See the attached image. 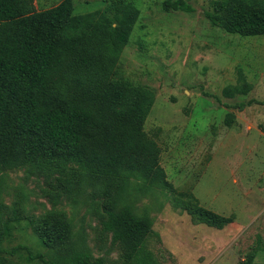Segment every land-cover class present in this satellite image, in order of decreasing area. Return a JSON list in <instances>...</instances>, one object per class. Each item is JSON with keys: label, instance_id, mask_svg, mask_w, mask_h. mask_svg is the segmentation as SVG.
I'll use <instances>...</instances> for the list:
<instances>
[{"label": "rangeland", "instance_id": "374dc122", "mask_svg": "<svg viewBox=\"0 0 264 264\" xmlns=\"http://www.w3.org/2000/svg\"><path fill=\"white\" fill-rule=\"evenodd\" d=\"M63 0H34L35 11ZM106 0H72L74 15L106 8ZM138 9L113 79L149 89L153 100L144 131L160 148L168 186L125 175L78 180L75 165L44 169L0 166V231L3 247L26 245L45 253L30 219L63 213L68 248L84 249L104 264H126L123 247L103 229L109 203L147 214L153 234L146 248L158 264H252L264 262V36L241 37L212 26L204 12L213 2L187 0L194 12H164L166 0H126ZM251 85L247 94L223 95L238 84V70ZM241 111L235 108L247 104ZM232 113L235 122L225 125ZM193 201L232 217L221 229L197 222L181 208ZM0 264H29L0 255Z\"/></svg>", "mask_w": 264, "mask_h": 264}, {"label": "trees", "instance_id": "16d2710c", "mask_svg": "<svg viewBox=\"0 0 264 264\" xmlns=\"http://www.w3.org/2000/svg\"><path fill=\"white\" fill-rule=\"evenodd\" d=\"M34 0H0V166L65 169L75 165L78 180L106 178L116 185L125 175L149 185L168 186L159 164L160 148L144 131L152 92L113 79L119 55L128 44L138 9L126 0H106V8L74 15L72 0L35 11ZM205 19L228 34L264 36V0L213 2ZM164 12L193 13L187 0H166ZM238 84L223 95L247 94L251 85L238 70ZM247 104L236 105L243 110ZM248 105V106H249ZM225 125L235 122L234 114ZM103 229L123 247L126 264H158L146 248L153 234L147 214L125 204L104 206ZM181 208L197 222L221 229L232 217L220 216L195 200ZM38 245L3 247L10 235L0 231V255L29 264H104L84 249L68 248L69 224L63 213L27 223ZM250 258L245 264H252ZM264 264V262L262 263Z\"/></svg>", "mask_w": 264, "mask_h": 264}, {"label": "bare ground", "instance_id": "6f19581e", "mask_svg": "<svg viewBox=\"0 0 264 264\" xmlns=\"http://www.w3.org/2000/svg\"><path fill=\"white\" fill-rule=\"evenodd\" d=\"M249 105V104H248ZM240 111V110H239Z\"/></svg>", "mask_w": 264, "mask_h": 264}]
</instances>
